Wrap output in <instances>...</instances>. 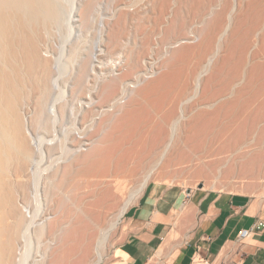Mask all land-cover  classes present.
<instances>
[{"label":"bare ground","instance_id":"obj_1","mask_svg":"<svg viewBox=\"0 0 264 264\" xmlns=\"http://www.w3.org/2000/svg\"><path fill=\"white\" fill-rule=\"evenodd\" d=\"M147 1L160 5L158 22L170 16L172 0ZM189 1L179 0L169 33L185 29L182 10ZM95 2L85 0L77 8L79 17L72 18L75 4L68 7L65 16L63 0H0V264H27L31 256L29 231L40 211L37 189L41 173L38 175L35 167L46 155L49 164L43 168L48 171L43 184L51 204L43 215L46 223L34 230L37 242L43 239L45 245L41 260L38 258L35 264H98L101 254L92 250L97 233L115 224L113 208L139 179L138 193L144 192L150 180L169 182L165 174L171 168L198 167L197 173L207 179L199 191L202 194L208 189L216 192L218 184L235 179L264 178V72L254 92H247L253 74L248 75L251 79L245 86L236 90L241 80L237 70L226 86L211 91L207 83L199 94L201 79L208 69L207 56L215 52L214 44L218 42L214 35L222 36L233 16L234 5L226 0L210 5L209 11L221 9L203 43L195 49H175L160 62V76L139 92L133 102L135 108L120 119V128H114L101 140L99 132L83 129L82 136L70 144L66 132L54 142V123L66 116L67 103L60 102L55 89L60 68L55 71L51 64L48 34L54 27H65L69 37L71 21L88 26ZM250 15L244 33L246 48L256 43L254 37H264V4ZM131 18L134 17L128 12L122 13L109 30L107 43L111 48L123 49ZM175 42L168 39L166 44L173 48ZM123 51L121 72L110 77L101 92L109 98L105 103L108 105L120 100L128 83L144 74L137 48ZM75 52L76 48L72 53ZM88 68L85 63L81 65L76 85H82ZM196 96V102L186 111L187 103ZM145 106L148 111L143 120L140 116ZM226 106L230 107L224 109ZM183 117L190 120L177 133ZM124 129L125 135L134 137V141L129 138V144L121 142ZM88 145L91 147L86 150ZM175 145L176 150L170 153ZM69 153L74 155L69 164L52 169ZM256 195L264 199L263 194ZM123 202L117 216L132 205L131 200ZM188 205L182 206L183 214L189 213ZM178 236V229L172 228L149 264H172ZM222 255L214 264L220 263ZM197 260L194 264H206Z\"/></svg>","mask_w":264,"mask_h":264},{"label":"rangeland","instance_id":"obj_2","mask_svg":"<svg viewBox=\"0 0 264 264\" xmlns=\"http://www.w3.org/2000/svg\"><path fill=\"white\" fill-rule=\"evenodd\" d=\"M226 1L229 2L230 6L234 5V11L232 12L233 16L230 24H228L229 26L226 32L222 36H220L219 33L214 35L218 42L217 44H214V46L216 45L215 52L209 54L210 56H207V61L209 62L208 69L201 79L199 94L204 85L207 83L211 91L226 86V84H228L231 78L236 74L237 70H240L241 80L236 90L245 86L248 80L254 76L253 81L250 80L251 85L247 89V92H254L256 87L261 82L259 78L264 72V56H261L264 55V37L262 38V34L254 37L256 38V43L253 46L246 48L244 45L245 27L246 23L249 21L247 20V17H249V14L252 15L254 10H257L258 7L264 4V0ZM63 2L66 5L64 11L65 16L68 14V7L74 3L75 7L71 16L72 18H78L79 15L77 8L80 7L85 0H63ZM176 2H173L172 0V5H170V16L165 19L163 18L162 22H158V18L161 13L160 5H153L148 1L146 2V0H96L94 14L88 26H78V22L71 21L73 30L69 37L66 35L67 30L64 29L65 27L53 28L47 38L49 48L48 55L51 56V64L53 63L52 65L55 68V71L58 70H56V67L60 68L58 87L55 89L57 93L59 92L60 94H58L61 97H59L60 102L67 103L66 116L63 119H58L56 123H54L53 132H55L53 137L56 138L54 142H58L59 139L61 140L66 132L67 142L70 144L74 138H80V136H82L81 133L83 129H87V131L99 132L98 134L101 140V138H104L107 133L109 134L113 130L120 128L121 126L118 124L120 123V119H122L125 116L124 114H126V112L131 108H135L133 106V102H135V99L137 98L136 96H138L139 92H142V90L150 85L152 81L160 76L161 71L158 68L160 62L169 58L172 51L175 49H195L203 43L206 35L208 34V29L214 23V19L216 18L218 11L221 9L220 7H216L213 11H209L210 5L213 3L216 5L217 0H190L188 3L189 6H185L182 10L186 21L185 29L169 33L168 27L174 23L173 20L176 16L179 0L177 3ZM122 3H126L127 5ZM250 3H252L251 6H249ZM124 12H128L129 16L134 18H131L127 23V33L125 35L126 43L124 42L125 45L122 47L123 49H113L107 43L108 32L118 20L120 15ZM247 25H249V23ZM168 39L176 41L173 48L167 46L166 43ZM148 43H150V45H148ZM133 46L137 48L141 55V61L143 64H141L142 67H140V69L142 68L141 70H143L142 73L144 74L139 77V79L132 78L135 80H132V82L128 83V86L124 88L125 91L120 97V100L115 103H111V105L110 103L109 105L105 104L109 98L101 94L103 87L110 81V77L112 78L115 75L118 76V73L121 72V70H119V66H121L120 63L125 60L123 59L125 56L122 55L124 53L123 50L125 48L129 49ZM74 48H76V52L72 53ZM117 50L119 51V55H117ZM120 51H123V53H120ZM256 53L258 57H255ZM60 54L62 55L60 56ZM84 63L89 67L88 73L81 82L82 85L78 86L76 85L77 76L81 65ZM255 68L257 70H255ZM122 74L123 73L119 75ZM250 74L253 75L251 76ZM248 75L251 77H248ZM105 93L106 92H104V94ZM197 98L198 97L196 96V98H193L187 103L185 109L186 111H189L188 109L196 102ZM219 106H216L215 108H218ZM229 107L230 106H226L223 108L227 109ZM147 108L148 107L146 106L144 107L140 116L141 118L143 117V120L146 119L148 111ZM83 118L86 121H82ZM105 119L108 120L106 121ZM103 120L106 121L105 125H107V127L104 125L105 121L103 122ZM189 120L190 117H183L180 123L181 129H179L177 133L183 130V125L189 122ZM125 132L126 130L124 129V136L122 137L121 142L129 144V142H131L129 141V138L134 141V137L130 134H128V136L125 135ZM118 134L119 133H117L115 137H117ZM85 147L87 150L91 147V145ZM176 147V145L172 147L170 149V153H173L176 150ZM67 155L68 154L64 156L65 158H63L64 160L62 159L63 161L60 160V162L58 164L56 163V166L52 169L56 170V168L58 169V167L62 165L69 164L73 160L74 155L70 153L69 156ZM71 156L73 158H71ZM42 159L43 160L40 161V163H36L35 167L38 171V175L41 173L39 182L40 187L38 186L37 189L39 191L38 197L40 202V211L29 231L31 256L29 257L27 264H35V262H37L36 260H41L40 257L43 256L42 253L45 247L43 239L42 241L37 242L38 240H36L37 238L34 234L35 227H39L46 223L47 219L43 218V215L51 204V198L47 196V190L43 184L45 183V176L48 172L47 170L43 171V168L45 169L48 166L49 157L46 155ZM197 170L198 167L192 169L187 168L184 170L171 168L170 171L165 174L166 177L169 175L167 177L170 180L169 182L155 179L150 180L144 192L140 193H138V189L140 188L142 180L139 179L137 182L132 183L126 191L124 198L116 205L117 208L115 206L112 210L114 213L112 220L115 221V224L112 227L107 226L97 233L96 241L92 246V250L101 254L98 264H118L123 260L120 258L117 259V249L126 239L129 224L125 220L127 212L121 216H117L120 205L124 203L123 201L127 200L132 201L131 206L135 205L138 203L146 190L152 185H176L183 189V193L189 194L186 197L189 199V208L187 207L189 211H191L195 205H204L205 202L209 203L213 201L211 198L215 199L220 194L245 193L256 197L258 196L256 194L264 195V178L258 180L254 178L235 179L225 184H218L216 192H212L211 189L204 191L197 198L198 202H196V195H198L199 191H201L200 189L204 187L207 182L206 177L198 174ZM50 171L51 169H49V172ZM182 182H185L186 185ZM195 192H197V194ZM50 215L51 214H49V217ZM194 225L195 220H192L191 222H188L185 227L186 229H189L190 226ZM184 238L185 236L182 234L178 236L175 243L177 245L176 248L178 247V244L184 240ZM174 251L175 250H173V252ZM164 258H167V256L163 257V259ZM197 261H199V259Z\"/></svg>","mask_w":264,"mask_h":264},{"label":"crops","instance_id":"obj_3","mask_svg":"<svg viewBox=\"0 0 264 264\" xmlns=\"http://www.w3.org/2000/svg\"><path fill=\"white\" fill-rule=\"evenodd\" d=\"M183 192L166 184L146 190L126 211L129 228L117 249V259L125 264H149L164 238L176 228L185 238L175 249L172 264H194L196 258L214 264L222 253L220 264H264V226L257 227L264 222V199L245 193L220 194L183 214L182 206L189 203V194ZM192 220L195 225L186 229ZM243 231L247 234L242 235Z\"/></svg>","mask_w":264,"mask_h":264},{"label":"built area","instance_id":"obj_4","mask_svg":"<svg viewBox=\"0 0 264 264\" xmlns=\"http://www.w3.org/2000/svg\"><path fill=\"white\" fill-rule=\"evenodd\" d=\"M263 226H264V222H260L257 227H263ZM246 234H247V231L242 232V235H246Z\"/></svg>","mask_w":264,"mask_h":264}]
</instances>
